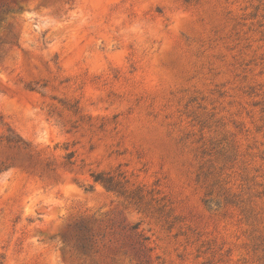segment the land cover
I'll use <instances>...</instances> for the list:
<instances>
[{
    "label": "rangeland",
    "instance_id": "obj_1",
    "mask_svg": "<svg viewBox=\"0 0 264 264\" xmlns=\"http://www.w3.org/2000/svg\"><path fill=\"white\" fill-rule=\"evenodd\" d=\"M0 264H264V0H0Z\"/></svg>",
    "mask_w": 264,
    "mask_h": 264
},
{
    "label": "trees",
    "instance_id": "obj_2",
    "mask_svg": "<svg viewBox=\"0 0 264 264\" xmlns=\"http://www.w3.org/2000/svg\"><path fill=\"white\" fill-rule=\"evenodd\" d=\"M100 178L101 177H99V176L95 177V179H94L95 182H100L107 189H111L112 188V182H113V178L112 177H108L106 179H100Z\"/></svg>",
    "mask_w": 264,
    "mask_h": 264
}]
</instances>
